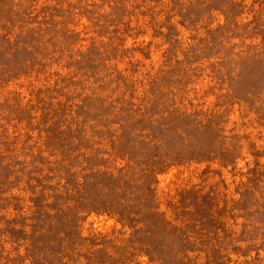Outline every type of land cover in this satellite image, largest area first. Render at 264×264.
I'll list each match as a JSON object with an SVG mask.
<instances>
[{
    "label": "rangeland",
    "instance_id": "374dc122",
    "mask_svg": "<svg viewBox=\"0 0 264 264\" xmlns=\"http://www.w3.org/2000/svg\"><path fill=\"white\" fill-rule=\"evenodd\" d=\"M0 264H264V0H0Z\"/></svg>",
    "mask_w": 264,
    "mask_h": 264
},
{
    "label": "trees",
    "instance_id": "16d2710c",
    "mask_svg": "<svg viewBox=\"0 0 264 264\" xmlns=\"http://www.w3.org/2000/svg\"><path fill=\"white\" fill-rule=\"evenodd\" d=\"M121 218L124 219L125 218L124 215H121Z\"/></svg>",
    "mask_w": 264,
    "mask_h": 264
}]
</instances>
